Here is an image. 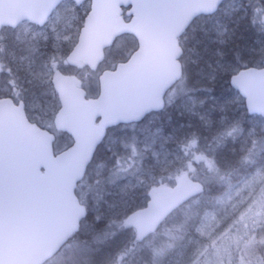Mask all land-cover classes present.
<instances>
[{
  "label": "rangeland",
  "instance_id": "374dc122",
  "mask_svg": "<svg viewBox=\"0 0 264 264\" xmlns=\"http://www.w3.org/2000/svg\"><path fill=\"white\" fill-rule=\"evenodd\" d=\"M89 10V2L77 6L67 0L43 27L26 21L0 32V82H5L0 83V92L23 100L33 121L54 132L56 152L69 146L71 139L53 124L59 107L51 84L55 73L80 79L87 95L94 97L100 73L135 48L134 40L125 36L107 50L97 71L69 66L66 57ZM241 43H246L243 67L250 66L251 56L257 63L263 61L264 0H226L217 13L196 19L180 39L184 76L167 94L164 112L109 131L77 188L89 217L80 234L68 243L76 245L67 258L56 256L47 264H153L132 256L128 262L117 259L135 239L124 220L145 205L151 187L173 185L180 178L208 186L209 204L198 222L188 219L189 224L183 226L184 221L180 222L183 229L191 226L185 236L191 235L188 240L195 245L188 264H212L231 244V234L238 237L235 228L243 229L245 237L252 235L254 225L264 226L259 223L264 222V119L247 114L243 98L229 83L230 76L242 68L231 51ZM243 169L247 173L241 179L211 196L220 173ZM205 200L197 198L180 208L147 243L158 247L162 235L179 231L177 217L191 214ZM256 236H260L257 247L262 250L258 260L264 257V229L259 228ZM83 244L88 247H77ZM171 249L172 243L164 241L156 253L166 255ZM179 250L187 251L182 245ZM177 259L174 252L167 263L159 264H178Z\"/></svg>",
  "mask_w": 264,
  "mask_h": 264
},
{
  "label": "water",
  "instance_id": "95a60500",
  "mask_svg": "<svg viewBox=\"0 0 264 264\" xmlns=\"http://www.w3.org/2000/svg\"><path fill=\"white\" fill-rule=\"evenodd\" d=\"M62 1L0 0V29L25 20L41 26ZM73 1L81 5L86 0ZM223 1L91 0L68 62L95 69L103 49L123 34L133 35L138 49L100 76L96 99L86 100L82 89L61 77L53 80L62 106L58 125L74 139L57 155L51 134L30 125L21 106L0 100V264H44L79 229L86 210L75 189L105 129L163 108L165 93L182 75L177 38L197 16L214 14ZM123 8H129V22L121 16ZM230 85L243 97L249 115L264 118V67L239 70ZM203 192L204 185L196 181L153 187L146 205L131 212L125 224L142 241Z\"/></svg>",
  "mask_w": 264,
  "mask_h": 264
},
{
  "label": "trees",
  "instance_id": "16d2710c",
  "mask_svg": "<svg viewBox=\"0 0 264 264\" xmlns=\"http://www.w3.org/2000/svg\"><path fill=\"white\" fill-rule=\"evenodd\" d=\"M245 45H246V43L233 45L234 49H231L232 55H234V58L239 63L240 67L245 66L244 62H246L245 60L247 58L246 52H245V48H246ZM248 59L250 61V62L247 61V62H249V65L260 66L262 64V62L264 61V59H263V61L257 63V61H253L252 56L248 57ZM213 160H215V159L213 158ZM213 162L215 164V161H213ZM245 173H247L246 169H243L241 171H227L226 174L220 173L221 178L217 179V183L214 184L215 188L212 190L211 196L212 197L218 196L223 190L228 188L235 181L241 179L242 175ZM180 179H181V181L186 180L184 178H180ZM207 188H208V186H206L204 193L200 197H198V198L206 199L202 203L201 207H199V209L192 210L191 214H181L177 217L176 220L178 221L179 224L176 226H177V229L179 228V231H173V232H175V234H173V233L166 234L165 233L164 235H162L160 242L156 245L158 247H156L155 249H153L154 245L147 243L149 241V239L143 243H139L134 239L129 243L126 250L123 253H121V254H123V256H118L117 259L118 260L119 259L120 260L125 259L127 261V259H130V257L132 256L133 258H137L141 262L149 261V263L153 262V264H159L162 261L167 263V260L170 257V255H173L174 252H177V257H178V259L176 260L177 263L178 264H188L187 262L191 259V258H189V255L193 251V249L195 248V245L191 243L192 240H188V238L191 235L185 236V233L190 230L191 226L188 225L185 229H183L182 226L184 225V223L189 224L186 221L188 219L192 223L198 222L200 215H201V212L209 204V201L207 200V196H206L208 193ZM88 217H89V213H88L86 219ZM86 219H85V221H86ZM262 219H264V217ZM182 221H184V222L182 223V226H181L180 222H182ZM259 223H264V222L260 221ZM259 228L264 229V226L259 227L258 224L254 225V227H252V229H251L252 235H248L245 237H243V235L241 234V232H243L242 231L243 229L235 228L234 233L236 235H238V237L234 238V234H231V237H232L231 244H229V246L223 251V254L217 260H214V259L212 260V264H264V257H260L258 260H255V258L258 257V255L262 251L261 248L257 247V241L260 242V240H261L259 238L260 236H256ZM79 234H80V231L77 233V235H79ZM175 237H176V239H174ZM234 239H235V241H234ZM164 241L171 242L172 243V249L169 251L168 254L160 255L156 252L160 249V246L163 245ZM145 243H147V244L145 246L141 247ZM131 244H135V245H131ZM73 245H76V244H71L68 247H66L58 255V257L67 258L70 255L72 249L74 248V247H72ZM180 245L184 246L187 249V251L181 252L179 250ZM84 246H87V245H84V244L83 245H77L78 248H84ZM86 252H89V254L91 255L93 251H86ZM180 254H181V256H180ZM263 254H264V252H263ZM94 257L97 258L96 254L94 255ZM97 260H98V258H97ZM121 264H123V262Z\"/></svg>",
  "mask_w": 264,
  "mask_h": 264
},
{
  "label": "flooded vegetation",
  "instance_id": "af4514ba",
  "mask_svg": "<svg viewBox=\"0 0 264 264\" xmlns=\"http://www.w3.org/2000/svg\"><path fill=\"white\" fill-rule=\"evenodd\" d=\"M16 95H18V94H16ZM6 96H8V95H6ZM19 96V95H18ZM8 97H11L14 101H16V102H22V103H24L25 104V102L23 101V100H20V99H18V98H16L15 96H8ZM55 107H57V105L55 106ZM59 108V107H58ZM58 108L56 109L57 111H58ZM25 110H26V113H27V116L29 115V117H30V119L33 121V119H32V117L31 116H33L32 114H31V112H30V114H29V109H28V107H27V105L25 104ZM57 111H55V114H56V112ZM34 117V116H33Z\"/></svg>",
  "mask_w": 264,
  "mask_h": 264
}]
</instances>
